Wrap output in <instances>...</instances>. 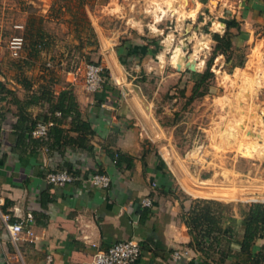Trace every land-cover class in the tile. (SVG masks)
Returning <instances> with one entry per match:
<instances>
[{
	"label": "rangeland",
	"instance_id": "rangeland-1",
	"mask_svg": "<svg viewBox=\"0 0 264 264\" xmlns=\"http://www.w3.org/2000/svg\"><path fill=\"white\" fill-rule=\"evenodd\" d=\"M231 1L202 6L198 0H0V74L52 75L53 86L78 72L82 83L84 65L92 63L102 67L108 88L102 45L110 51L128 40L140 44L145 52L121 68V83L157 125L153 150L176 197L215 200L238 217L239 205L264 201V0H245L247 14L238 0ZM234 18L241 26L230 30L232 51L215 53L210 34L223 35V22ZM76 22L84 29L90 23L95 32V38L85 32L91 45L82 49ZM13 39L22 40L17 58L10 55ZM209 61L212 76L199 85L197 93L204 94L194 96L197 76L191 75L202 74ZM239 62L240 68L231 69ZM194 185L232 196L196 197L187 190Z\"/></svg>",
	"mask_w": 264,
	"mask_h": 264
},
{
	"label": "crops",
	"instance_id": "crops-1",
	"mask_svg": "<svg viewBox=\"0 0 264 264\" xmlns=\"http://www.w3.org/2000/svg\"><path fill=\"white\" fill-rule=\"evenodd\" d=\"M198 1L202 6L210 2ZM244 1L238 0L243 9ZM229 10L235 13L232 6ZM223 29L225 32L226 27ZM134 44L128 40L110 51L102 45L105 55L101 62L112 83L97 93L85 91L83 83L69 73L50 86L44 98L39 88L45 75L27 77L32 87L24 89L16 75L0 74V81L13 92L0 102V264H46L47 257H51V264H88L96 252L131 239L141 246L135 264H220L217 255L213 262H204L191 245L182 217L192 201L176 197L153 150L157 125L122 85L121 68L142 48ZM62 96L73 101L81 118L90 123L93 136L82 138L73 129L70 115H56L60 112L55 105ZM44 118L51 126L43 140L16 128L29 127ZM117 155L131 159L132 166H118ZM60 170L73 173L77 179L61 186L48 183L47 175ZM93 174L107 175L108 187L89 185L86 179ZM187 188L201 198H210L211 193L232 196L212 187ZM146 198L152 200L151 207L141 206ZM18 223L23 224L24 232L14 243L6 225ZM27 230L31 235L25 233ZM262 246L264 238L256 241L253 254ZM230 249L233 254L238 247ZM174 252L182 254L179 261L172 260ZM224 264L236 261L228 259Z\"/></svg>",
	"mask_w": 264,
	"mask_h": 264
},
{
	"label": "trees",
	"instance_id": "trees-1",
	"mask_svg": "<svg viewBox=\"0 0 264 264\" xmlns=\"http://www.w3.org/2000/svg\"><path fill=\"white\" fill-rule=\"evenodd\" d=\"M74 33L79 42L78 48L82 49L86 44L91 45L87 38H95V33L90 23H85L87 27L84 29L76 22ZM223 24L226 27V31L223 35L217 33H211V39L215 42V53L226 56V54L232 51V33L230 29L239 30V24L235 19L230 21H224ZM221 27V26H220ZM85 32L89 33V37L85 36ZM85 36V37H84ZM87 42V43H85ZM94 45H97V41H93ZM35 51H37L35 49ZM145 52V51H144ZM140 52V53H144ZM136 54V53H135ZM134 53L132 56H136ZM122 62L123 59H121ZM226 64L229 65V59L226 58ZM97 65V64H96ZM211 62H207L206 70L202 74H192L191 76H197L194 88V96L197 94L201 96L203 93H197L199 85L204 83L209 77L212 76L210 71ZM242 62L236 65H232L233 68H240ZM18 69L20 68L17 67ZM16 75L17 83L24 89H30L32 87L31 82L25 77L21 70H18ZM48 78V79H47ZM54 79L52 75L43 78V84L40 85L41 96L46 98L49 94L50 83H53ZM106 85L104 86V89ZM206 90H210L209 85L205 86ZM208 93V92H207ZM13 92L6 88L0 81V102L5 99L6 96L12 95ZM180 95H184V88L180 90ZM55 109L59 110L62 117L71 116L73 129L78 132L82 138L90 137L94 135L91 129L90 123L81 118L80 113L76 110V105L70 98L60 97L56 102ZM1 110V108H0ZM54 110H50V114H53ZM2 116V114H0ZM47 122V118L40 120ZM39 121L30 123L29 127L16 125L18 130L31 134L32 129ZM57 130L55 129V132ZM116 164L118 166L125 164L128 168L132 166V160L125 155L116 156ZM208 197L215 199H222L223 196L218 193L208 194ZM223 200V199H222ZM237 218L235 213L229 205L211 199H195L192 201L191 207L188 212L184 213L182 221L189 231L191 236V245L196 251H198L204 262L210 260L213 262L214 257L218 256V263L224 264L228 259H234L236 264H264V247L259 249L257 254H253L252 248L257 240L264 238V202L252 203L245 207L239 205L237 211ZM237 245L238 249L232 254L230 247Z\"/></svg>",
	"mask_w": 264,
	"mask_h": 264
},
{
	"label": "built area",
	"instance_id": "built-area-1",
	"mask_svg": "<svg viewBox=\"0 0 264 264\" xmlns=\"http://www.w3.org/2000/svg\"><path fill=\"white\" fill-rule=\"evenodd\" d=\"M22 49V40L13 39L9 44L10 55L13 58L19 56L20 50ZM49 66V65H48ZM103 69L101 66L96 64H86L84 65L81 80L85 91L88 93H97L104 89L105 79L103 76ZM73 74L74 80L77 78ZM60 116V113L56 114ZM50 123L39 121L36 123L31 131V137L35 140H43L46 138ZM77 178L73 173L66 170L55 171L47 175V181L50 184L61 186L65 183H71ZM87 183L94 187L107 188L110 183V178L104 174H93L88 177ZM155 187V184H152ZM142 207H151L152 200L150 198L143 199L141 201ZM31 216H28V221H30ZM8 232L10 233L11 240L15 243L19 240L18 235L24 232V226L22 223L14 225H6ZM27 235H31L30 231H25ZM141 256V246L138 241L131 239L127 241H122L115 243L106 250L96 252L88 264H135ZM182 258V254L179 252H174L172 254L173 261H179ZM51 257H47L46 264H51Z\"/></svg>",
	"mask_w": 264,
	"mask_h": 264
},
{
	"label": "bare ground",
	"instance_id": "bare-ground-1",
	"mask_svg": "<svg viewBox=\"0 0 264 264\" xmlns=\"http://www.w3.org/2000/svg\"><path fill=\"white\" fill-rule=\"evenodd\" d=\"M215 27L221 29V27H220L219 25H217V23L215 24ZM203 41H204V40H203ZM206 43H207V42H206ZM202 44H203V42H202ZM206 47H207V46H206ZM206 47H205V48H206ZM195 50H196V49H195ZM200 50H201V49H200ZM175 53H176V52H175ZM176 55H177V54H176ZM179 57H180V56H179ZM177 59H178V58H177ZM179 59H180V58H179ZM177 61H178V60H177ZM196 63H197V62H196ZM194 64H195V61H194ZM179 66H180V65H179ZM196 66H197V65H196Z\"/></svg>",
	"mask_w": 264,
	"mask_h": 264
},
{
	"label": "water",
	"instance_id": "water-1",
	"mask_svg": "<svg viewBox=\"0 0 264 264\" xmlns=\"http://www.w3.org/2000/svg\"><path fill=\"white\" fill-rule=\"evenodd\" d=\"M264 202V201H263Z\"/></svg>",
	"mask_w": 264,
	"mask_h": 264
}]
</instances>
